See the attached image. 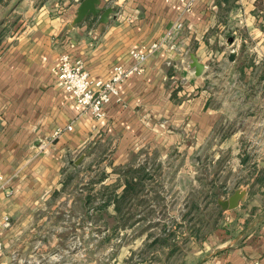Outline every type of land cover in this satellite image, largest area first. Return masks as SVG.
Listing matches in <instances>:
<instances>
[{"label": "crops", "instance_id": "1", "mask_svg": "<svg viewBox=\"0 0 264 264\" xmlns=\"http://www.w3.org/2000/svg\"><path fill=\"white\" fill-rule=\"evenodd\" d=\"M79 1L0 0L4 252L58 235L78 202L90 207L79 197L86 188L97 206L91 217L124 221L114 200L94 195L121 190L128 170L141 183L142 173L159 174V195L187 201L203 170L207 194L220 191L216 202L235 189L245 195L237 207L220 208L219 224L189 264H264V150L253 146L264 143V90L255 84L264 78V0H193L190 7L185 0H101L102 9L112 8L106 22L96 15L70 26ZM162 38L142 71L118 84L101 119L78 107L52 72L67 53L92 78L106 79L114 65H130V49ZM191 53L204 64L199 75Z\"/></svg>", "mask_w": 264, "mask_h": 264}, {"label": "rangeland", "instance_id": "2", "mask_svg": "<svg viewBox=\"0 0 264 264\" xmlns=\"http://www.w3.org/2000/svg\"><path fill=\"white\" fill-rule=\"evenodd\" d=\"M247 53H250L248 47ZM260 69L259 74L263 72ZM257 83L264 90V78L255 80ZM249 146L251 143H245V150H251ZM253 146L260 152L264 150L262 142ZM149 172L142 173L138 191H129L126 197L121 196V190L114 192L112 188L96 191L94 198L114 200L119 206L117 213L124 221L107 218L98 221L91 217L97 206L91 205L92 191L86 188L87 193L82 192L79 197L88 199L90 207L78 202L74 207L78 214L73 220L56 224L61 228L58 235L31 238L10 253L4 252L0 241V264H189L190 255L199 249L200 242L221 218L212 196H206L205 172L201 171L203 182L200 186L197 184L188 201L170 192L159 195V174ZM134 174L128 170L132 182L133 177L140 176ZM214 192L220 194V191ZM164 203L166 207L162 208Z\"/></svg>", "mask_w": 264, "mask_h": 264}, {"label": "built area", "instance_id": "3", "mask_svg": "<svg viewBox=\"0 0 264 264\" xmlns=\"http://www.w3.org/2000/svg\"><path fill=\"white\" fill-rule=\"evenodd\" d=\"M193 0H185V7H190ZM177 23L175 27H179ZM171 32L167 33L170 36ZM162 38L153 41L147 45H140L137 48L129 50L131 63L124 68L122 65H114L111 73L106 79H94L83 69L80 60L70 57L67 53H61L56 59L52 72L56 79L62 83L66 92L73 98L78 107L89 113L96 119L105 116L104 106L112 98L118 99V84L131 74H139L143 69V62L147 56L161 48L165 44ZM66 129H71L68 125ZM62 129L53 131L52 137H57ZM7 179L0 173V190L5 188ZM7 217H4V223L7 224ZM1 249V242H0Z\"/></svg>", "mask_w": 264, "mask_h": 264}, {"label": "water", "instance_id": "4", "mask_svg": "<svg viewBox=\"0 0 264 264\" xmlns=\"http://www.w3.org/2000/svg\"><path fill=\"white\" fill-rule=\"evenodd\" d=\"M100 1L101 0H80L76 7L75 15L70 22V26L76 25L88 16L96 15H98L99 21L106 22L108 20V16L112 12V8L107 6L102 9ZM233 41L234 35L228 33L226 43L231 45ZM235 55V49H231L228 59L233 60ZM190 60L189 66L193 68L195 75H199L204 68V64L199 62L193 53L190 54ZM244 195L245 189H235L227 198L217 199V204L222 210L233 209L238 206L239 202L244 198Z\"/></svg>", "mask_w": 264, "mask_h": 264}, {"label": "trees", "instance_id": "5", "mask_svg": "<svg viewBox=\"0 0 264 264\" xmlns=\"http://www.w3.org/2000/svg\"><path fill=\"white\" fill-rule=\"evenodd\" d=\"M243 68H240L239 70H242ZM137 179H136V181L134 180V182H132L131 180H129V179H127V178H124V185H123V187H122V189H121V196H123V197H126V195L129 193V191H138V189L140 188V184H141V182H140V180L138 179V177H136ZM136 191V192H137ZM208 195V197H211L212 196V199H213V201L212 202H214L215 203V208L218 210V212H220L221 213V211H220V206L218 205V204H216L217 202L214 200L215 199V193H213V192H211L210 194H207L206 193V196ZM87 202H88V199H87ZM191 206H193V207H195L196 206V204H193V205H191ZM115 208L117 209V210H119V206L118 205H116L115 204ZM197 229H199V228H197ZM197 231L195 230L194 231V233H196Z\"/></svg>", "mask_w": 264, "mask_h": 264}]
</instances>
